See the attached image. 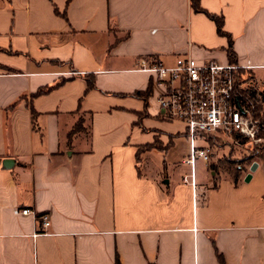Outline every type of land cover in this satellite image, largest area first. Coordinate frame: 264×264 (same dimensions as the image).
<instances>
[{"label":"crops","instance_id":"obj_1","mask_svg":"<svg viewBox=\"0 0 264 264\" xmlns=\"http://www.w3.org/2000/svg\"><path fill=\"white\" fill-rule=\"evenodd\" d=\"M199 2L232 58L190 0H0V264H264V159L238 180L198 159L194 186L138 69L190 55L264 81V0Z\"/></svg>","mask_w":264,"mask_h":264},{"label":"built area","instance_id":"obj_2","mask_svg":"<svg viewBox=\"0 0 264 264\" xmlns=\"http://www.w3.org/2000/svg\"><path fill=\"white\" fill-rule=\"evenodd\" d=\"M250 68L235 62H200L190 55H180L173 64L139 60L138 69L152 73L160 88L155 103L161 118L185 124L190 146L185 162L192 167L191 178L198 159L213 163L217 142L229 140L241 146L244 140L259 139L264 128V81L245 72ZM192 183L196 185L194 178ZM14 212L35 214L28 207ZM36 220L42 228L35 235L48 233L49 214H38Z\"/></svg>","mask_w":264,"mask_h":264},{"label":"rangeland","instance_id":"obj_3","mask_svg":"<svg viewBox=\"0 0 264 264\" xmlns=\"http://www.w3.org/2000/svg\"><path fill=\"white\" fill-rule=\"evenodd\" d=\"M264 128L260 130L259 139L256 141H246L244 140L241 146L235 145L232 141L230 142H217L215 145V151L217 153V157L214 158L213 163L210 166L217 170V173L230 175L233 177L234 172L237 169L248 170L252 163L256 162L259 159L258 154L264 152ZM227 156L234 158L231 162L221 163L217 166L212 164H217L219 159H226ZM243 172V171H242Z\"/></svg>","mask_w":264,"mask_h":264},{"label":"trees","instance_id":"obj_4","mask_svg":"<svg viewBox=\"0 0 264 264\" xmlns=\"http://www.w3.org/2000/svg\"><path fill=\"white\" fill-rule=\"evenodd\" d=\"M192 2V5L194 6V9L196 11H201V12H205L206 14H208L215 22H216V25H217V31L221 34V35H227L229 37V55H230V58L233 57V45H232V37L230 36V34L223 29V24H224V16H219L215 13H212V12H207L202 6H201V2H199V0H190ZM57 10V9H56ZM57 12L60 14L59 10H57ZM49 88L47 90L45 89H41L38 91V93H41V92H46L48 91ZM142 95L143 92H141L140 90L137 91L136 95ZM261 106L258 105V108H260ZM83 127V123L81 120H79L78 124L76 125V127H74L72 133L74 132H77V131H80V129ZM264 135V134H263ZM258 157L259 159H264V152H262L261 154H258ZM234 158H231L230 156H227L226 159H219V161L217 162V164H213L214 166H217L221 163H227V162H231ZM253 164V163H252ZM242 169H237L236 172H234V179L235 180H238L240 179V176L242 174Z\"/></svg>","mask_w":264,"mask_h":264},{"label":"water","instance_id":"obj_5","mask_svg":"<svg viewBox=\"0 0 264 264\" xmlns=\"http://www.w3.org/2000/svg\"><path fill=\"white\" fill-rule=\"evenodd\" d=\"M257 166H258V162H254L252 165H251V171H255L257 169ZM246 180H249L252 176H251V173H248V175L246 176Z\"/></svg>","mask_w":264,"mask_h":264}]
</instances>
